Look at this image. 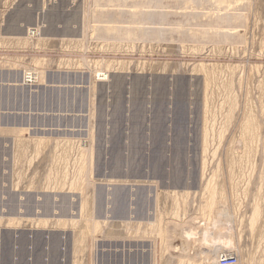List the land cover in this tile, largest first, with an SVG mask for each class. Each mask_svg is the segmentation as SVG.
<instances>
[{
  "label": "rangeland",
  "instance_id": "1",
  "mask_svg": "<svg viewBox=\"0 0 264 264\" xmlns=\"http://www.w3.org/2000/svg\"><path fill=\"white\" fill-rule=\"evenodd\" d=\"M240 1L228 8L239 17L231 42L210 38L212 12L191 21L209 27L206 35L195 25L164 43L128 46L83 40L91 0H0V214L24 218L1 223L0 264H216L206 254L225 252L237 264H264V0ZM170 3L171 20H182ZM97 61L110 62L105 81L93 78ZM42 68L46 83L26 72ZM178 138L185 153L152 154L178 149ZM175 187L192 193L176 198ZM212 192L224 217L200 208ZM53 206L51 219L78 221L38 225L37 213ZM196 217L219 238L233 228L237 249L198 243L191 259L182 255L180 229Z\"/></svg>",
  "mask_w": 264,
  "mask_h": 264
},
{
  "label": "bare ground",
  "instance_id": "2",
  "mask_svg": "<svg viewBox=\"0 0 264 264\" xmlns=\"http://www.w3.org/2000/svg\"><path fill=\"white\" fill-rule=\"evenodd\" d=\"M171 0H91V3L88 4V8L89 10H85V12H88L89 14L86 15L84 17V31L81 35V37L83 38V40L86 39V37H89L91 35L92 39L95 40V41H99L101 43H106V44H118L123 41H125L128 46L131 44H134L136 42H142V43H149V44H153V43H161L163 41H167L169 40L168 39V36L171 35L173 32L176 31V33H180L182 36H183V33H182V30H184V34L187 33L186 31L192 33H194V31L196 29L199 30L198 27H201L198 23H191V21H196L201 15H208L209 13V16L212 15V12L213 13V16H215L217 13V15L215 16L214 20L212 21L213 23L212 24H209L211 26V28H216V31H214L215 29H213L212 32H216V34H213L210 36L211 39H213L214 37H217L218 41H224V42H231V39L233 36L232 34V31L235 30L234 28L236 26H234L233 24L236 22V20L239 18L235 13V14H232L231 12V9H228V8H231L232 7V4L237 1V0H174L176 1V4L178 6V10L180 9V12H184L182 13V20L180 21H172L171 20V16L175 13V10H173V7L170 3ZM240 1V0H239ZM246 1V0H245ZM85 2V1H84ZM241 2V1H240ZM206 3H209V5L212 7L216 6V10H207L205 9V5ZM237 3V2H236ZM236 3H234L233 5H235ZM85 4V3H84ZM208 5V4H207ZM224 5V6H222ZM189 8L193 9V11H190ZM86 9V8H85ZM197 9V12H195V10ZM202 9V10H201ZM177 10V9H176ZM177 10V11H178ZM182 10V11H181ZM188 10V12H187ZM223 10L225 11L224 13ZM81 11V10H80ZM190 11V12H189ZM77 12V11H76ZM203 12V14H202ZM220 12V13H218ZM177 14L179 13L176 12ZM176 14V15H177ZM215 14V15H214ZM239 14H242V13H239ZM49 14H43V18L46 19V21H48L47 19H49L48 17ZM175 16V14H174ZM212 16V17H213ZM240 17H242L240 15ZM174 18V17H173ZM40 24L42 23H45V21H42L40 20L39 21ZM202 22V21H201ZM195 25H198L195 26ZM204 26V25H203ZM202 26V27H203ZM196 29L194 30L193 28ZM200 30L199 33L201 34H205L206 33V30L205 29H208L206 28L205 26V29L204 27ZM182 29V30H181ZM178 31V32H177ZM43 34L46 36H49L51 35V27L49 25H47V29L43 30L42 31ZM10 33H14V34H18V32H10ZM67 33L68 35V32H65ZM64 33V34H65ZM190 33V34H191ZM209 34V33H208ZM242 34V33H241ZM66 35V34H65ZM72 35V34H71ZM174 35V34H172ZM172 35H171V38H172ZM188 35V33H187ZM194 35V34H193ZM206 35V34H205ZM210 35V34H209ZM190 36V35H189ZM39 37V36H38ZM43 39V35L41 36ZM80 37V38H81ZM196 37V36H195ZM206 37V36H205ZM209 36L207 35L206 38H208ZM49 38V37H48ZM190 38V37H189ZM18 40H25L26 37H22V36H19L17 37ZM65 39V38H64ZM63 39V40H64ZM76 39V38H75ZM91 39V38H89ZM173 39V38H172ZM205 39V38H204ZM209 39V38H208ZM207 39V40H208ZM40 40V39H38ZM48 40V39H47ZM79 40V39H77ZM82 40V41H83ZM181 40V39H180ZM195 40V39H194ZM198 40V39H197ZM196 40V41H197ZM216 40V39H215ZM214 40V41H215ZM28 41V39H27ZM43 41V40H42ZM45 41V40H44ZM65 41V40H64ZM70 41V40H69ZM72 41V39H71ZM74 41V40H73ZM195 41V42H196ZM199 41V40H198ZM47 42V41H46ZM79 42V41H78ZM81 42V41H80ZM85 42V41H84ZM211 42V41H210ZM89 43V42H88ZM130 43V44H129ZM164 43V42H163ZM189 43V42H188ZM199 43V42H198ZM85 44V43H84ZM83 44V45H84ZM137 44V43H136ZM215 44V43H214ZM145 46V45H144ZM187 46V45H186ZM194 46V45H193ZM201 46V45H200ZM120 47V45H119ZM118 47V48H119ZM143 47V46H142ZM148 47V46H147ZM190 47V46H189ZM114 48V47H113ZM88 49V48H87ZM112 49V48H111ZM116 50V48H115ZM199 50V49H198ZM81 51V50H80ZM194 51V50H193ZM72 60V58H71ZM98 60V59H97ZM104 60V59H103ZM42 61V60H41ZM90 61V60H88ZM106 61V59H105ZM119 61V60H118ZM38 62V60H37ZM104 62V61H103ZM51 63V62H50ZM83 63V62H82ZM91 63V62H89ZM88 63V64H89ZM98 65L94 68H92V74L94 75L93 78L95 79V76L97 78H100L98 81H105L106 78L109 77V74H110V62H99L97 61ZM39 64V63H38ZM42 64V63H40ZM85 64V63H84ZM196 65V64H195ZM203 65V64H202ZM201 65V67H203ZM88 65H86L87 67ZM90 66V64H89ZM198 67V66H197ZM200 67V65H199ZM36 71V73H33L32 72V69H29V70H26L27 73L31 74L32 75V78L34 79H38V81H41V83H46L48 82L47 80V77L45 76V73L43 71V68L40 70V69H36L34 70ZM27 75V74H26ZM92 76V75H91ZM116 76H114L113 78H115ZM139 77V76H137ZM28 78H30L28 76ZM92 79L90 83V91L88 93V99H89V102H90V105L95 102V99H96V94L98 93L96 91V89H94L96 83L95 81ZM142 78V77H141ZM104 79V80H103ZM15 81V80H14ZM54 82H57L59 84H62L61 80L59 81H54ZM113 82V80L110 81L109 84H111ZM143 82L140 81V80H137V83L136 85H140L142 84ZM103 86V85H102ZM133 88V87H132ZM93 106H91L92 108ZM233 118V117H232ZM217 124V123H216ZM230 124V123H229ZM215 125V124H214ZM248 125V124H247ZM251 126V125H250ZM249 126V128H250ZM248 128V129H249ZM253 128V127H252ZM252 128H251V131H252ZM206 133V132H205ZM207 134V133H206ZM181 136V135H180ZM209 138V137H208ZM180 139V138H178ZM206 141V139H205ZM216 144V143H215ZM263 144V143H262ZM205 145V144H204ZM82 149V148H81ZM88 149V148H87ZM86 150V149H84ZM89 150V149H88ZM208 151V149L205 147V149L203 150V154L206 153ZM89 152V151H88ZM87 153V152H86ZM251 153V152H250ZM177 156V155H176ZM174 155V157H176ZM182 156V155H180ZM206 156V155H205ZM87 157V156H86ZM179 157V156H178ZM137 158V157H135ZM180 158V157H179ZM82 159V158H81ZM182 159V158H181ZM127 161V160H126ZM176 161H178L176 159ZM183 161V160H181ZM205 161V159H204ZM203 161V162H204ZM87 162V160H86ZM206 162V161H205ZM139 163V162H138ZM177 163V162H176ZM180 163V161H179ZM82 164V163H81ZM181 165V164H179ZM177 165V166H179ZM87 166V165H86ZM207 166V165H206ZM206 166L204 164V166H202L203 168V172H202V180L201 182L204 184H202V187L204 190H207L210 189V185H212L211 183V177L210 179L209 178H206L208 177L206 174ZM181 167V166H180ZM263 167V166H262ZM82 168V167H81ZM213 168V167H212ZM83 169V168H82ZM179 169V167H178ZM218 170V169H217ZM251 170V169H250ZM79 171V170H78ZM216 171V170H215ZM90 172V171H89ZM206 173V174H205ZM260 174V173H259ZM88 175V174H87ZM91 175V174H90ZM93 176V175H92ZM206 176V177H205ZM119 177V176H118ZM86 178V177H85ZM84 178V179H85ZM120 178V177H119ZM122 178V177H121ZM91 179V178H90ZM86 180V179H85ZM212 180H213V177H212ZM91 181V180H90ZM118 181V180H117ZM123 181V180H122ZM214 182V181H213ZM72 183V182H71ZM86 183V182H85ZM88 184V183H87ZM94 184V183H92ZM124 184V183H123ZM78 185H80L78 183ZM77 185V186H78ZM200 185V184H199ZM201 186V185H200ZM190 189L191 188H195L193 186H188ZM186 188V187H185ZM189 188H186L184 190H177L178 187H175V189L172 191V193L176 196V198L179 197V199L182 197H185L189 194H191L192 192L190 191ZM85 189V188H84ZM183 189V188H182ZM202 189V188H201ZM210 191V190H209ZM195 194H197V190L194 192ZM213 193V192H212ZM215 193V192H214ZM214 193L212 194V197L210 199L209 197V201H206L205 203L206 204H202V206L200 207L202 209V207H204L205 205V209L206 212H212L213 213V216L217 219L218 217H224V215H226V211H215L213 207V204H214ZM216 194V193H215ZM115 195V194H114ZM119 196V195H118ZM122 197V195H121ZM117 198V197H116ZM65 199V198H64ZM115 199V198H114ZM113 199V200H114ZM120 199V197H119ZM122 199V198H121ZM120 199V200H121ZM184 199V198H183ZM112 200V199H111ZM118 200V198H117ZM119 201V200H118ZM186 201V200H185ZM49 202V201H48ZM56 202V201H55ZM47 203V202H46ZM64 203V202H62ZM116 204V203H115ZM215 205V204H214ZM49 207V206H48ZM55 206H53V211H42L41 212H38L37 213V219L39 220L37 223L38 225L40 224V222L43 223H46V222H49L50 220H53V217L52 219L50 218L51 216H53V212L56 211ZM83 207H84V202L82 203L81 202V211L80 213L82 214V211H83ZM47 209V208H46ZM50 209V208H49ZM48 209V210H49ZM200 209V210H201ZM40 210V209H39ZM38 210V211H39ZM180 211V210H179ZM58 212V211H57ZM55 212V213H57ZM78 212V211H77ZM115 212V211H114ZM228 212V211H227ZM12 213V212H11ZM61 213V212H60ZM177 213V212H176ZM75 214V213H74ZM114 214V213H113ZM204 214V212H203ZM211 214V213H210ZM255 214H258V211L255 212ZM21 214H15V213H12V214H8V212L5 214V212H1L0 214V225L3 221H5V223L7 222V226H10L12 224H14L17 220H20V216ZM56 215V214H55ZM58 215V214H57ZM60 216H63V214H59ZM73 215V214H71ZM207 215V214H206ZM28 216V215H27ZM212 216V215H211ZM257 215H255L256 217ZM64 217V216H63ZM78 216L76 217H70L67 216L66 218H56V222L59 221L61 223H66L65 219H69L67 221H69V224L72 223L74 224L73 222H77L78 220L76 219ZM190 217V216H189ZM107 218V217H106ZM228 218H229V215H228ZM24 218H22L20 220V222H22ZM132 217L129 219L131 220ZM215 219V221H216ZM256 219V218H255ZM27 220V219H25ZM29 220V218H28ZM36 221V219H33ZM65 220V221H64ZM101 221V220H100ZM100 221L97 219L95 220V223L93 225L97 226L98 223H100ZM105 222H108L107 219H104ZM251 221V220H250ZM37 222V221H36ZM34 222V223H36ZM58 222V223H59ZM103 222V221H101ZM131 222V221H129ZM132 222H133V219H132ZM231 222V221H230ZM128 223V222H127ZM150 224H152V222H149ZM202 223H205L202 222V220H200L198 217H196L193 222L191 224H188V226L186 227H181L180 229V232H181V237H182V246H183V251H182V255H185L186 257L189 256V258L191 259L192 257H190L191 255V251L192 248L191 246L194 244H198V243H201V246L203 243H210V245H214L216 242L219 243L220 245H222L221 247L223 249H237L236 246H235V243H234V235H233V228H230L229 231H226L225 233V237H216L214 235V233H210L209 231V228L210 227H207V226H204V224ZM216 223V222H215ZM254 223V222H253ZM77 224V223H76ZM106 224V223H105ZM110 224V223H109ZM208 224V223H207ZM229 224V222L227 223ZM232 224V223H231ZM41 225V224H40ZM62 225V224H61ZM234 225V224H233ZM232 225V226H233ZM2 226V225H1ZM57 226V225H56ZM94 226V227H95ZM96 228V227H95ZM213 229V228H212ZM229 229V228H228ZM214 230V229H213ZM155 231V230H154ZM178 231V230H177ZM217 231V229H216ZM219 232V231H217ZM236 233V232H235ZM95 235V234H94ZM175 235V234H174ZM217 235V234H216ZM223 235V234H222ZM221 235V236H222ZM3 236L4 234L2 233V240H3ZM176 236V235H175ZM220 236V235H219ZM5 237V236H4ZM174 238V237H173ZM5 239V238H4ZM35 241V240H34ZM12 242H13V239H12ZM1 243L3 244V241H1ZM14 244V242H13ZM52 244V243H51ZM72 244V243H71ZM53 245V244H52ZM74 245V244H73ZM51 246V245H50ZM204 246V245H203ZM26 247V246H24ZM53 247V246H52ZM74 247V246H73ZM72 247V248H73ZM174 247V246H172ZM195 247V246H194ZM193 247V248H194ZM3 248V247H2ZM196 249V248H195ZM203 249V248H202ZM75 251V250H74ZM179 251V250H178ZM219 251V250H218ZM190 252V253H189ZM210 252V251H208ZM2 253V252H1ZM76 253V251H75ZM78 253V251H77ZM3 254V253H2ZM230 255H234V253H222L219 257V260H218V256H216L215 254H206L205 256V259L208 260L207 262H210V261H214V263L216 264H221L220 262V258L221 256H230ZM4 256V254H3ZM77 256V255H75ZM237 257V260H238V256L236 255ZM4 261V259H3ZM238 263V262H237ZM211 264V262H210Z\"/></svg>",
  "mask_w": 264,
  "mask_h": 264
},
{
  "label": "water",
  "instance_id": "3",
  "mask_svg": "<svg viewBox=\"0 0 264 264\" xmlns=\"http://www.w3.org/2000/svg\"><path fill=\"white\" fill-rule=\"evenodd\" d=\"M29 18H30V17H29ZM12 29H13L15 32L17 31L15 27H12ZM157 82H158V84L161 83L160 80H158ZM179 105L182 107L183 112H185V108H186V106H185L184 101H180V102H179ZM174 146L177 147L178 149H174V150L171 151V152H170V151H163L162 148H160V147H156V148H154V151H152V152H153L152 154L155 155V156H158V157H162V154H165L164 152L172 153V155H178V154H183V153H185V150H184L183 148L186 146V141H185L184 138H182V139L180 138V139L176 140V141L174 142ZM154 163H155V165H157L158 167H161L160 162H158V160H154ZM184 184H185V183H183L182 186H184Z\"/></svg>",
  "mask_w": 264,
  "mask_h": 264
},
{
  "label": "built area",
  "instance_id": "4",
  "mask_svg": "<svg viewBox=\"0 0 264 264\" xmlns=\"http://www.w3.org/2000/svg\"><path fill=\"white\" fill-rule=\"evenodd\" d=\"M33 33H36L37 30H32ZM99 80V78L97 79ZM221 264H237L238 260L236 255H230V256H221L220 258Z\"/></svg>",
  "mask_w": 264,
  "mask_h": 264
}]
</instances>
